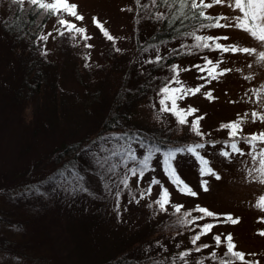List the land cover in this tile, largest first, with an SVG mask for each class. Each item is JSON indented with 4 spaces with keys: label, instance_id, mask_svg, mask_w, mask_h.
I'll list each match as a JSON object with an SVG mask.
<instances>
[{
    "label": "rangeland",
    "instance_id": "374dc122",
    "mask_svg": "<svg viewBox=\"0 0 264 264\" xmlns=\"http://www.w3.org/2000/svg\"><path fill=\"white\" fill-rule=\"evenodd\" d=\"M70 2L78 5V11L85 20L64 18L86 28L92 39L84 41L77 35L75 40H71L66 33L63 38L50 37L46 46L40 42V49L30 46L23 38L21 41L16 39L5 29L13 6L10 0H0V172L12 170L31 156L44 159L61 140L77 142L88 137L105 119L116 96L128 92L120 124L135 131L114 129L102 137L127 133L141 138L137 133L141 131L152 138L165 139L168 146L161 148L162 151L168 147L203 142L206 147L200 151L221 179L201 177L198 162L191 155H178L173 161L178 174L199 193L198 197L182 194L164 174L161 157L157 155L153 160L155 171L146 173L139 187L136 178L130 177L127 189L122 185L117 189L116 184L125 170L118 167L114 174H109L106 167L100 168L96 164V156L107 155L99 152L100 144L110 147L116 141L104 143L99 138L85 146L77 160L65 169L53 171L51 166L41 175L38 173L36 179H43L39 184L47 192L46 198L27 190L16 193L8 202L4 201L8 208L11 207L13 216L19 219H11L12 223H7L13 227L11 229L0 228L5 229L1 231L0 242L4 246L8 242L13 244V241H18V244L17 248L12 246V251L0 256V264H101L119 254H125L140 264H184L179 253L193 247L190 240L195 225L179 224L178 214H174L170 207L167 213H162L154 204L151 208L147 206L157 197L159 185L153 186L151 196L139 200L140 192L148 187L147 182L153 175L169 189L173 202L183 204L185 209L199 204L215 213H232L233 217H239L238 224H222L213 232L231 233L236 250L246 254L257 253L255 257L246 258L260 259L264 264V237L257 234L258 229L264 227L257 223V218L264 213L253 206L259 196L264 195V184L245 179L249 168L259 167V158L254 165L247 155L236 156L230 163L219 155L223 141L228 139V130L220 129L221 123L235 121L238 116L248 113L241 135L264 131V122L251 121L252 111H264V102L253 103L257 99L254 95L256 90L264 88V66L254 64L250 69L247 64L254 57L226 54L222 57L224 63L221 67L232 68V72L207 85L201 93L177 101L180 107L187 109L192 106L199 110L196 115L205 116L200 128L206 135L201 140L190 130L192 116L188 117L189 124L180 125L171 113L160 111L158 89L173 75L170 70L172 64L167 62L176 53L173 48L184 54L181 62L175 63L181 68L201 62L200 57L204 55L221 58L219 54L208 50L186 54L187 49L180 48V45L193 43L190 37L146 44L159 22L154 18L156 12L153 8L149 13L135 0ZM141 3H149L151 7L150 0H141ZM122 8H131L132 11H122ZM207 12L227 16L238 14L227 6H214ZM94 16L105 22L115 43L108 41L92 24ZM56 20L57 17L50 19L44 34L52 31L56 35L53 28ZM198 34L228 35L230 43L260 47L247 33L237 29H211ZM85 43L93 47L87 48ZM44 47L48 50L46 56L41 55ZM115 47L121 51L116 52ZM157 49L164 57L162 64L145 63L155 58ZM89 56L86 61L84 58ZM197 75L193 68L181 71L180 79L185 86L194 87L203 83L196 79ZM246 76L254 78L245 79ZM209 90L214 97L211 101L203 95ZM249 96L253 100H249ZM143 141L149 146H157ZM209 141L221 143L212 147ZM239 146L248 152L247 145L241 143ZM133 147L142 154L143 150L135 141ZM260 147L264 145L258 144L257 152ZM118 162V158H114L113 163ZM66 169L79 171L89 190L87 193L65 191L70 189V184L60 179H49ZM254 175L260 176V173L255 172ZM201 179H209V191L201 190ZM106 184L111 190L105 187ZM117 190L121 193L119 213L115 206ZM133 196L139 203L133 200ZM193 215L199 213L194 212ZM19 221L25 224L23 228L16 227ZM205 222H211V218L199 223ZM201 242L215 247L211 234L202 236L198 243ZM215 250L218 255H223V246ZM211 251L212 248L194 252L187 258L188 264H196L198 260H203L204 264H218V261L205 258ZM13 253L23 257H12Z\"/></svg>",
    "mask_w": 264,
    "mask_h": 264
},
{
    "label": "snow or ice",
    "instance_id": "6c2138e0",
    "mask_svg": "<svg viewBox=\"0 0 264 264\" xmlns=\"http://www.w3.org/2000/svg\"><path fill=\"white\" fill-rule=\"evenodd\" d=\"M10 2L17 7L18 11H24L25 5H29L37 12V15L43 13L46 18L49 16L57 17L56 24L53 26L56 35L54 36L52 31H48L47 34L38 37L45 46L50 37L52 39H56L57 36L63 38L66 33L69 34L68 38L71 40H75L77 35L84 41L92 39V37L87 34L86 28L78 27L76 23L64 18L68 16L80 22L85 20L84 15L78 11V5L74 2H70V0H10ZM135 3L139 5L141 9L148 10L149 13H151V8H157L160 5L169 6L176 10L172 16H166L164 12L155 13L154 18L158 22L167 21L171 25L177 22L182 24L184 20L196 21L197 23L192 26L191 31L180 33L183 36L190 37L193 43L181 44L180 48L187 49L186 54L188 55L193 54L194 50H208L209 52L218 53L219 57H221L213 59L209 58L208 55H204L200 57L201 62L191 64L187 68H181L177 64H172L170 67L173 73L172 77L164 81L162 86L158 89V95L160 96L158 101L160 111L171 113L175 116L180 125L189 124L188 117L192 116L193 119L190 122V130L202 140L206 134L201 131L200 122L205 116L196 115L199 110L192 106H188L187 109L180 107L177 101L201 93V90L206 88L207 85L211 84L213 81H218L220 77L232 72V68L221 67L224 63L222 57L226 54H231L233 56L242 54L254 57V60L247 64V67L250 69L253 68L254 64L264 66V0H150L151 7L149 3L142 4L141 0H135ZM214 6H227L234 12H238V14L233 16H213L209 14L207 10L212 9ZM121 10L132 11L131 8H122ZM176 13L179 14L177 15ZM92 24L102 32L103 36L106 37L108 41L115 43V38L105 27L104 21L94 16L92 18ZM56 25H59V27ZM229 28L247 33L253 40L258 42L260 46L259 49L257 47L240 46L236 43H230V37L228 35L198 34L204 30ZM84 46L87 48L93 47L89 43H85ZM115 51L120 52L121 49L115 47ZM172 51L175 53L178 50L173 48ZM41 55H48L46 47L42 49ZM84 59L87 61L90 59V56ZM163 59L164 57L160 55L159 49H157L155 58L146 60L145 63L156 64L160 63ZM85 67H88L87 63ZM193 68L196 69L198 73L196 79L203 81V83L194 87L185 86L180 79V72L191 71ZM236 70L240 71V69ZM252 78L254 77H245V79ZM173 84L177 85V87H172ZM261 93H264V88L258 89L254 93L257 99L253 100V98L249 96V100H253V103L261 104L264 102V96H261ZM203 95L210 101L214 99L211 90L204 92ZM230 102L235 103V101ZM247 116L248 113H244L243 116H238V119L235 121L220 124V129L228 130V139L223 141V146L219 150V155L229 163L236 156L244 157L247 155L251 157L254 165L259 158V167L249 168L245 179L250 180V182L258 181L264 184V147H260L259 151H256L258 144L264 145V131L241 135V133H243L242 125ZM251 121L252 123H256L257 121L264 122V111H252ZM100 139L104 143L116 141V143L110 147H104L103 144H100L99 152L107 153V155L96 156V164L100 168L106 167L109 174H114L118 167H122L125 170L119 182L116 184L117 189H119L121 185L124 189H127L129 187L130 177L136 178V185L139 187L146 173L155 171L153 160L157 155L161 157L160 164L164 174L182 194L191 197H198L199 195V193L184 182L178 174L177 168L173 164V161L176 160L178 155H191L198 162V171L201 177L214 178L215 180L221 179L219 173L210 165L209 159L206 158L205 155H202L200 151L206 147V144L203 142H193L183 146L168 147L166 150L162 151L159 146H149L144 143L142 138L127 133L102 137ZM133 141L139 145V149L143 150L142 154L138 153L137 148L133 147ZM97 143H99V141ZM208 143L212 147H215L216 144H220L221 142L209 141ZM241 143L248 146V152H245L244 149L239 146ZM114 158H118L119 162L113 163ZM74 167L75 166H73V169ZM73 169H66L65 171L58 172L49 179L53 181L60 179L62 182L70 184V189H65V191H70L71 193H87L89 190L83 183L84 177L79 171ZM255 172H259L260 176L254 175ZM69 176L72 177L71 180L68 179ZM113 182L116 183L115 181ZM147 183L148 187L140 192L139 200L145 199L146 196H151L153 186L159 185L160 191L157 197L147 206L151 208L154 204L162 213H167L170 207L174 214H178L177 222L179 224L186 226L195 225L192 229L194 234L190 240L193 247L179 253V259L184 261V264H188L187 258L192 256L194 252L200 253L209 248H212V251L209 253L208 257L205 258L218 261V264H237V262H239V264H262L260 259L246 258L248 256L255 257L258 255L257 253L246 254L236 250V245L231 233L213 232V229L222 224H238L240 222L239 217H233L231 213H215L209 208L199 204L195 205L192 209H185L183 204L173 202L169 189L156 176L153 175ZM105 187L111 190L109 185L106 184ZM200 188L204 192L209 191V179H201ZM28 192L40 198L47 197V192L42 189L39 183L32 185L28 189ZM120 195V191L117 190L115 192V206L118 213L120 210ZM133 200L139 203V200H137L135 196H133ZM131 202L132 201H129V203ZM253 206L261 213H264V195H260ZM182 209L185 210L182 211ZM194 212L199 213V215H193ZM208 218H211V222L199 223L200 221L208 220ZM257 223L264 225V215H260L257 218ZM196 229H199V231H196ZM209 234L212 235L215 247L208 243H198L201 241L202 236ZM257 234L264 237V227L258 229ZM222 246L224 248L223 255H218L215 249L221 248ZM196 264H204V261L198 260Z\"/></svg>",
    "mask_w": 264,
    "mask_h": 264
},
{
    "label": "trees",
    "instance_id": "16d2710c",
    "mask_svg": "<svg viewBox=\"0 0 264 264\" xmlns=\"http://www.w3.org/2000/svg\"><path fill=\"white\" fill-rule=\"evenodd\" d=\"M12 6L13 8L10 10V17L8 19L9 21L8 23H5V29L16 39H20L21 41L23 38L30 46L34 48L39 47L41 49L40 42L42 41H40L38 37L40 35H44L47 24L49 23L50 19L55 18V16H49L46 18L43 13L37 15V12L29 5H25L24 11H18L15 5L12 4ZM175 11L176 10L174 8L165 5H160L157 8H153V12H164L166 16H172ZM176 14L178 15L179 13ZM195 23L197 22L192 20H184L182 24L177 22L176 24L171 25L167 21L159 22L158 28L149 37V39L146 41V44H156L160 42L173 41L175 39L180 40L187 38L180 33L191 31L192 26ZM183 56V53L176 52L167 59V62L171 64H178L181 62L180 58H183ZM162 62L163 61H161V64ZM128 95V92H121L116 96L105 119L88 137H85L83 140L77 142L61 140L51 149L50 154H48L44 159L31 156L26 158L25 162L23 161L21 164L14 166L12 170L0 172V228L2 227L5 229H11L13 227H11V225H7V223H12L11 219H19L13 216L11 207L9 206L8 208V206L4 204V201L8 202V200H11L16 193L20 191H27L32 185L42 182L43 179H36L38 173L41 175L45 169L50 168L51 166L53 171H59L63 168L65 169L72 162L77 160L85 146L91 144L93 141L101 138L103 135L114 129L123 131L128 130L132 132L135 131L132 128L123 127L120 124L123 102ZM26 110L29 111L30 108L27 106ZM137 133L143 140L152 142L160 148L168 146V143L165 141V139L163 140V138H152L141 131H137ZM23 226H25V224H22L20 221L16 225L18 228H23ZM5 229H0V235L2 234L1 231L4 232ZM17 242L18 241H13V244L8 242L7 246H4L3 242H0V256L12 251V246L17 248ZM13 254L14 255L12 257H15V255L20 258L23 257V255L19 253ZM101 264L140 263L125 254H119L115 258L107 260Z\"/></svg>",
    "mask_w": 264,
    "mask_h": 264
}]
</instances>
